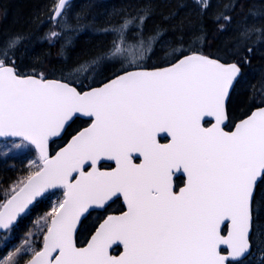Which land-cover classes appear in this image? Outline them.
Segmentation results:
<instances>
[{
    "label": "snow or ice",
    "instance_id": "6c2138e0",
    "mask_svg": "<svg viewBox=\"0 0 264 264\" xmlns=\"http://www.w3.org/2000/svg\"><path fill=\"white\" fill-rule=\"evenodd\" d=\"M198 3L202 11L211 7V0ZM68 6L69 0H57L49 19L64 20ZM235 7L225 4L215 19L231 23L228 11ZM150 14L146 6L101 29L111 35L110 47L74 71L95 70L103 61L119 62L122 72L86 92L67 77L21 75L10 52L22 37L0 42V138L13 140L16 148L34 146L39 160L0 202V230L11 231L30 205L63 190V199L41 217L46 219L42 246L16 248L0 264H21L24 257V264H241L254 247L264 264V234L258 242L253 239L255 190L258 181L264 183V106L234 131L221 127L225 100L248 61L224 63L181 42L165 53L174 62L148 70L124 53L129 32L140 49L153 50L163 33L145 38L142 26ZM60 37L61 32L51 31L46 39L52 43ZM254 38L264 42V28L245 26L236 42L250 53ZM203 39V33L191 37L192 42ZM77 114L92 118L90 126L50 157V138ZM205 117H214L215 124L205 127ZM161 133L170 142L160 143ZM134 153L141 163H133ZM103 160L114 161L115 168L101 171ZM174 171L186 174L179 192L173 188ZM121 196L126 211L107 216L87 246L78 247L75 233L82 217ZM113 245H122L118 255L110 253Z\"/></svg>",
    "mask_w": 264,
    "mask_h": 264
},
{
    "label": "trees",
    "instance_id": "16d2710c",
    "mask_svg": "<svg viewBox=\"0 0 264 264\" xmlns=\"http://www.w3.org/2000/svg\"><path fill=\"white\" fill-rule=\"evenodd\" d=\"M56 2L57 0H0V42L14 36L22 37L19 47L14 53L10 52L20 74H43L44 77L55 79L67 77L81 91L107 81L122 72L121 65L114 66L102 61L95 70L77 73L74 69L81 62L96 57L110 47L111 35L101 32L105 25L109 22L116 23L121 14H135L137 10L149 6L151 14L142 26L144 36L147 38L155 31H160L163 35L151 52H145L139 47L132 55L129 50L139 45L129 32L130 44L124 53L128 60H136L145 67L165 65L166 60L174 61L173 56H165V53L181 42L185 48H192L225 62L247 59L248 63L243 65L242 75L229 101L231 122L236 117H245L255 107L264 105L261 104L264 100V42L254 38L250 43L253 48L250 53L236 42L238 32L245 26L264 28V0H211V7L207 11L201 10L198 0H74L67 7L65 19L53 23L49 18ZM229 2L236 4L234 10L228 11L231 23L223 20L218 22L216 15ZM221 24L224 25L222 31ZM51 31L61 32V37L49 43L46 36ZM195 33H203L205 39L192 42L191 37ZM40 37L45 42L38 43ZM142 56L144 59H141ZM96 71L105 75L93 84L88 77L91 74L100 75ZM85 123L82 119L75 120L61 139L51 143L52 150L61 147ZM5 142L9 141H0V152H5L8 146ZM24 149L34 151L32 146L16 148L12 145L10 152L13 156L0 155V202L11 195V189L19 178L35 170L26 166ZM54 191L55 194H48L36 202L11 231L0 233V258H6L16 248L32 246L39 249L42 246L46 219L41 217L51 210L54 200L63 199V190ZM101 215L102 213L95 212L84 220L78 244L81 245L88 238ZM253 223V239L258 242L261 234H264V183H259L256 190ZM25 259L27 257L21 259V264H24ZM241 264H261L260 249L254 247L252 254L245 257Z\"/></svg>",
    "mask_w": 264,
    "mask_h": 264
},
{
    "label": "flooded vegetation",
    "instance_id": "af4514ba",
    "mask_svg": "<svg viewBox=\"0 0 264 264\" xmlns=\"http://www.w3.org/2000/svg\"><path fill=\"white\" fill-rule=\"evenodd\" d=\"M232 96V93L230 94V98ZM230 101V99H229ZM229 101L227 104V114H228V123L225 126L226 129L231 130L233 128L232 124H231V117H230V108H229ZM239 119V117L234 118V124L235 122ZM232 122V123H233ZM211 122H206L205 125L210 124ZM232 126V127H231ZM158 140L160 143H167L169 141L168 137H162V136H158ZM138 157V154H133V163L139 164L142 162V157ZM103 167L108 168L109 170H112L113 168H115V162L114 161H108V164H103ZM173 181V188L174 191L178 192L180 190V188H182L185 183H186V177L181 173V172H175L174 171V175L172 178ZM123 211H126V204L123 201V197H119V198H115L113 200V202L109 203L108 208L101 210V211H97L99 213H102L101 218L98 220L97 224L105 217V216H109V215H118L121 214ZM96 224V226H97ZM95 227H93V231L95 230ZM92 231V232H93ZM92 232L89 234L88 238L84 240L83 243H85L90 235L92 234ZM122 251V247L121 245H116L114 246V248L111 250V253L113 255H118L120 252Z\"/></svg>",
    "mask_w": 264,
    "mask_h": 264
},
{
    "label": "water",
    "instance_id": "95a60500",
    "mask_svg": "<svg viewBox=\"0 0 264 264\" xmlns=\"http://www.w3.org/2000/svg\"><path fill=\"white\" fill-rule=\"evenodd\" d=\"M74 0H69V4L71 3V2H73ZM206 56V55H205ZM209 57V56H208ZM210 58H212V57H210ZM151 69H153V68H150V69H148V70H151ZM132 71V70H131ZM38 77V76H37ZM47 79H50V80H56V79H53V78H47ZM108 82V81H107ZM107 82H105V83H107ZM73 86V85H72ZM100 86H102V85H100ZM100 86H97V87H100ZM75 87V86H74ZM93 88H96V87H93ZM233 89V88H232ZM232 89H230V94H231V92H232ZM78 90V89H77ZM90 89H88V90H86V91H89ZM79 91V90H78ZM86 91H83V92H86ZM230 94H229V96L226 98V100H225V120H224V122L221 124V127L224 129V126L228 123V117H227V109H226V106H227V103H228V100H229V97H230ZM257 109V108H256ZM255 109V110H256ZM255 110H253V111H255ZM252 111V112H253ZM249 115H251V114H249ZM248 115V116H249ZM247 116V117H248ZM247 117H245V118H247ZM76 118H84V119H92V118H89V117H85V116H83L82 114H77V115H75L66 125H65V128L61 131V134L58 136V137H53V138H50V140H49V145H48V154H49V156L50 157H55L56 156V154L58 153V152H60L62 149H64L65 147H67V145L71 142V140H72V138L74 137V136H76V135H78L81 131H83L85 128H87V127H89L90 126V124L88 125V126H86L85 128H83L82 130H80L78 133H76L74 136H72L70 139H69V141L63 146V147H61V148H59L57 151H55V153H53V154H51V152H50V141H53V140H56V139H58V138H61L64 134H65V132H66V130H67V128L69 127V125L76 119ZM245 118H243V119H245ZM212 121V123L209 125V126H207V127H211L213 124H215V118L214 117H205L203 120H202V124L205 122V121ZM241 121V120H240ZM240 121H238L236 124H238ZM236 126V125H235ZM206 127V126H205ZM225 130V129H224ZM235 130V127L231 130V131H234ZM225 131H228V130H225ZM159 135H161V136H163V137H166L167 136V134L166 133H161V134H159ZM158 135V136H159ZM168 137V136H167ZM170 138V137H169ZM0 139H3V138H0ZM157 139H158V137H157ZM170 142V141H169ZM101 163H108V160H103V161H101L100 163H99V165L101 164ZM99 165H98V167H99ZM88 170H91V169H88ZM101 171H108V169H100ZM181 173H182V171H181ZM184 176H186V174H184V173H182ZM74 176H76L77 174H73ZM260 182L258 181V183H257V186H258V184H259ZM257 186H256V189H257ZM255 193H256V190H255ZM10 198V197H9ZM40 199V198H39ZM38 199V200H39ZM115 198H113V200H114ZM34 203H36V202H34ZM31 206L32 205H30V208H31ZM29 208V209H30ZM23 214H25V213H22L21 215H20V217L18 218V220H17V222H16V224L18 223V221L20 220V218L23 216ZM88 214H86L85 215V217H82V219H81V221L78 223V225H77V231H76V233H75V240H76V243H77V235H78V232H79V229H80V226H81V224H82V222H83V220L86 218V216H87ZM103 222V221H102ZM101 222V223H102ZM15 224V225H16ZM225 226H227V231H226V233L225 234H223L222 232H221V234L222 235H227V233H228V230L230 229V224L228 223V222H226L224 225H222L221 227H222V231H223V228L225 227ZM98 227H99V225H98ZM97 227V228H98ZM4 231H6V230H0V233L1 232H4ZM96 231V230H95ZM95 231H94V233L92 234V235H94L95 234ZM92 235H91V237H92ZM91 237H90V239H91ZM90 239L88 240V242L90 241ZM87 242V243H88ZM87 243L85 244V245H83V246H78V247H86L87 246ZM115 245H113V247H114ZM122 246V245H121ZM112 247V248H113ZM111 248V249H112ZM111 249H110V251H111ZM221 249H226V246H221ZM222 254H226V253H222Z\"/></svg>",
    "mask_w": 264,
    "mask_h": 264
},
{
    "label": "rangeland",
    "instance_id": "374dc122",
    "mask_svg": "<svg viewBox=\"0 0 264 264\" xmlns=\"http://www.w3.org/2000/svg\"><path fill=\"white\" fill-rule=\"evenodd\" d=\"M139 49V46L137 47V48H131V50H129V52L133 55L134 53H135V51L136 50H138ZM126 58H128L127 56H125ZM110 64H112V65H120V63L119 62H110ZM96 73H101L100 71L99 72H97L96 71ZM89 79H90V82L91 83H93V84H95L97 81H99L100 79H101V76L99 75V74H91L89 77H88ZM11 142H5V144H10ZM13 143V142H12ZM17 143V142H16ZM1 145H3L2 143H1ZM7 149V150H6ZM10 150L12 151V147H10V148H5V152H7V155H9V156H13V153H11L10 152ZM23 154L25 155H23V158L27 161V164H26V166H28L29 168H30V170H32V169H35V164L33 163V161H35V162H37V163H39V161H38V155H37V153H36V151L34 150H26V149H24L23 150ZM5 165L7 166L8 165V161L5 163ZM52 200H54V199H52ZM58 201H55L54 200V204L55 203H57ZM19 244H21L20 242H19ZM19 244H18V246H19ZM16 245V244H15ZM17 246V245H16ZM17 246V247H18ZM32 247V246H31ZM4 258H0V260H3Z\"/></svg>",
    "mask_w": 264,
    "mask_h": 264
},
{
    "label": "bare ground",
    "instance_id": "6f19581e",
    "mask_svg": "<svg viewBox=\"0 0 264 264\" xmlns=\"http://www.w3.org/2000/svg\"><path fill=\"white\" fill-rule=\"evenodd\" d=\"M56 3H57V2H56ZM56 3H55V4H56ZM71 3H72V2H71ZM71 3H70V4H71ZM70 4H69V5H70ZM43 42H45V41H44V38L40 37V38L38 39V43H43ZM235 53H238V52H235ZM104 69H106V68H104ZM103 75H105V74L100 73V76H103ZM112 77H113V76H112Z\"/></svg>",
    "mask_w": 264,
    "mask_h": 264
}]
</instances>
